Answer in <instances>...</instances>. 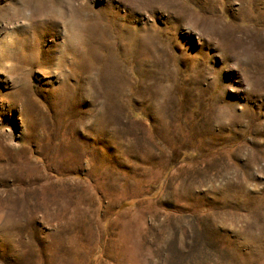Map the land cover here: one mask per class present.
I'll return each instance as SVG.
<instances>
[{
	"label": "rangeland",
	"instance_id": "obj_1",
	"mask_svg": "<svg viewBox=\"0 0 264 264\" xmlns=\"http://www.w3.org/2000/svg\"><path fill=\"white\" fill-rule=\"evenodd\" d=\"M0 264H264V0H0Z\"/></svg>",
	"mask_w": 264,
	"mask_h": 264
},
{
	"label": "bare ground",
	"instance_id": "obj_2",
	"mask_svg": "<svg viewBox=\"0 0 264 264\" xmlns=\"http://www.w3.org/2000/svg\"><path fill=\"white\" fill-rule=\"evenodd\" d=\"M25 11V10H24ZM12 15V14H11ZM7 17V16H6ZM67 17V16H66ZM57 19V18H56ZM67 20V19H66ZM8 43V42H7ZM8 61V60H7ZM9 66V65H8ZM8 70V69H7ZM120 86V85H119ZM98 90V89H97Z\"/></svg>",
	"mask_w": 264,
	"mask_h": 264
}]
</instances>
